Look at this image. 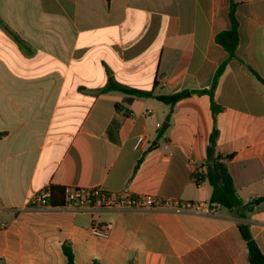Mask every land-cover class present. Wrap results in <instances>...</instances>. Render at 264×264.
Instances as JSON below:
<instances>
[{
	"label": "crops",
	"instance_id": "obj_1",
	"mask_svg": "<svg viewBox=\"0 0 264 264\" xmlns=\"http://www.w3.org/2000/svg\"><path fill=\"white\" fill-rule=\"evenodd\" d=\"M235 2L240 41L228 61L216 37L231 28L232 0H0V264H67L65 243L76 264H250L240 222L264 254V200L247 219L164 203L210 201L194 174L214 130L243 205L264 198V0ZM227 61L216 114L207 94L171 107L104 90L202 91ZM53 185L164 202L29 208Z\"/></svg>",
	"mask_w": 264,
	"mask_h": 264
},
{
	"label": "trees",
	"instance_id": "obj_2",
	"mask_svg": "<svg viewBox=\"0 0 264 264\" xmlns=\"http://www.w3.org/2000/svg\"><path fill=\"white\" fill-rule=\"evenodd\" d=\"M236 10L237 4L235 0H232L230 9L231 28L229 30L220 32L216 37L217 43L220 44L228 52V61L236 57V52L239 47L240 41L239 24L236 19ZM16 41L23 48L25 47V44L22 40L16 37ZM228 61L223 63L218 68L211 88L202 91H184L170 96L155 95L153 91L130 89L114 82H110L104 90H117L129 95H135L139 97H155L159 101L171 107L175 106L180 100L192 94H207L210 96L212 101L211 108L214 114H216L221 110V107L218 106L214 101V92L218 85L219 78L225 70ZM217 136L218 133L216 130H214L210 138V145L208 147V161L204 165V168L198 170V173L196 175V183L197 185H199L202 182L207 181L210 184V186L212 187V194L209 202L217 204L225 209L235 210L239 218L247 219L246 213H251L254 210L252 208L253 203L244 206L243 202L240 201V199L237 197V191L234 185L233 177L230 173L227 163L223 162V158L215 156ZM262 200H264V198H262ZM48 205L51 208L67 207L66 188L55 185L51 186V194L48 199ZM239 229L243 239L247 242L250 264H264V254L251 233L250 224L248 222H240ZM63 252L66 256L67 264H76L75 254L70 243H65L63 245ZM95 264L98 263L95 262Z\"/></svg>",
	"mask_w": 264,
	"mask_h": 264
},
{
	"label": "built area",
	"instance_id": "obj_3",
	"mask_svg": "<svg viewBox=\"0 0 264 264\" xmlns=\"http://www.w3.org/2000/svg\"><path fill=\"white\" fill-rule=\"evenodd\" d=\"M161 127V124H158ZM146 142L145 137H139L136 142V147L141 148ZM198 170L195 171L194 179L196 181V175ZM51 194V187L45 188L41 192L35 194L29 200V208H47L48 199ZM164 201L154 198L140 199L135 196H127L120 198L110 193L102 191L98 188L81 189V188H66V203L67 207L83 210L86 208L90 209H143V208H154L158 204H162ZM166 205H175L179 209L183 208L186 210H196L203 212L208 215L217 214L219 205L211 202L201 203H182L180 200L165 201ZM91 231L95 236L101 238H109L110 232L107 228L102 227L98 224H92Z\"/></svg>",
	"mask_w": 264,
	"mask_h": 264
},
{
	"label": "water",
	"instance_id": "obj_4",
	"mask_svg": "<svg viewBox=\"0 0 264 264\" xmlns=\"http://www.w3.org/2000/svg\"><path fill=\"white\" fill-rule=\"evenodd\" d=\"M237 197L240 199V201H243V199L239 196V194H237ZM261 201H262V199H255L252 208H254L256 205H258Z\"/></svg>",
	"mask_w": 264,
	"mask_h": 264
}]
</instances>
